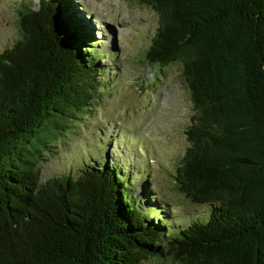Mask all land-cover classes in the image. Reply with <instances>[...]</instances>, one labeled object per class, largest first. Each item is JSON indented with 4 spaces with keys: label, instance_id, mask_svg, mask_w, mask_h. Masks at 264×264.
<instances>
[{
    "label": "trees",
    "instance_id": "16d2710c",
    "mask_svg": "<svg viewBox=\"0 0 264 264\" xmlns=\"http://www.w3.org/2000/svg\"><path fill=\"white\" fill-rule=\"evenodd\" d=\"M122 1L158 16L148 64L181 68L192 116L174 183L208 221L169 235L165 204L111 159L42 180L105 58L80 7L26 0L0 53V264H264V0Z\"/></svg>",
    "mask_w": 264,
    "mask_h": 264
},
{
    "label": "rangeland",
    "instance_id": "374dc122",
    "mask_svg": "<svg viewBox=\"0 0 264 264\" xmlns=\"http://www.w3.org/2000/svg\"><path fill=\"white\" fill-rule=\"evenodd\" d=\"M39 1L32 0L33 7ZM70 1L82 10L104 54L102 84L95 101L46 153L42 180L76 176L84 165L104 166L111 159L122 164L138 191L147 186L150 196L165 204L173 226L164 221L169 235H178L179 228L194 219L207 222V206L193 205L175 188L192 110L180 66L160 71L147 62L158 16L148 7L122 0ZM25 3L0 0V53L21 38L17 9ZM129 199L139 206L135 196Z\"/></svg>",
    "mask_w": 264,
    "mask_h": 264
}]
</instances>
